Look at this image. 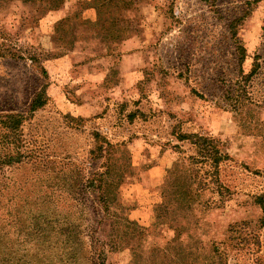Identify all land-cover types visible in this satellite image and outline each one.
Instances as JSON below:
<instances>
[{"label":"rangeland","instance_id":"1","mask_svg":"<svg viewBox=\"0 0 264 264\" xmlns=\"http://www.w3.org/2000/svg\"><path fill=\"white\" fill-rule=\"evenodd\" d=\"M83 3L0 4V264H192L154 211L170 170L210 161L180 133L230 156V198L193 197L195 264H264V0H109L111 24ZM122 217L148 234L121 242Z\"/></svg>","mask_w":264,"mask_h":264},{"label":"trees","instance_id":"2","mask_svg":"<svg viewBox=\"0 0 264 264\" xmlns=\"http://www.w3.org/2000/svg\"><path fill=\"white\" fill-rule=\"evenodd\" d=\"M15 0H0V4L11 2ZM24 3H30L35 5L36 3H42L51 8L52 10H57L63 6L65 0H22ZM85 8L94 7L98 14V20H103V22H108L111 24V20L113 19L109 14V7L110 3L109 0H92L91 2L84 0ZM82 32H87L95 37H99V33L102 28V24L100 21H94L85 23L81 26ZM121 40L115 42V40H110L108 45L111 47L114 44H119L122 41L126 40L127 38H120ZM43 101L41 98H36L33 103V107H40L43 105ZM7 118H12V116L8 115ZM18 122L11 121L9 123V127L16 128ZM180 140H190L191 143L195 144L198 149V155L203 158V160H210V161H191L189 166L186 168L184 165L181 168H176V170L169 171L165 181L161 184V196L162 200L158 204H156L154 211L157 218V221L160 224L167 225L169 230L175 231V236L171 240H168V245H174L172 250L179 251L180 249L184 250L188 259L191 260L192 264H195L194 258L197 256L196 251H199V247L201 244L200 238L198 235L195 234V230L197 229V223L195 226L192 227L195 216L192 210V201L194 195L200 193V191H204L208 188L209 184L214 185L213 191H216L220 196V201L225 203L231 195L230 187L224 182L220 175V167L225 162V160L230 159V156L223 152L219 147V141L210 136H204L197 133H180L178 135ZM210 162V168L212 171L207 170L206 174L208 176H202L200 180L194 179L192 176H195V170L192 168L190 169V165L194 164H205ZM198 171V170H197ZM96 178L92 180V184L95 187V182L97 184L98 178L99 187L108 190L110 188V183L108 179L104 178V173H97ZM186 176L188 179L186 180ZM207 177L211 179L208 180ZM193 184H196V188H193ZM97 185V186H98ZM96 186V187H97ZM199 192V193H198ZM105 205L111 202V197H103ZM255 203L260 206L263 211L262 223L264 224V192L255 195L254 197ZM108 203V204H107ZM121 208V207H120ZM126 209V208H124ZM123 208L121 210L124 211ZM131 209V208H130ZM129 209V210H130ZM123 220L120 222V228H116V232L120 237L122 242L123 238H141L143 235L148 234L147 228H142L138 226L134 221L129 220L126 217H122ZM180 218V221H179ZM178 223V224H176ZM156 227V225H155ZM159 234V225L158 230L155 229ZM184 230L187 233V236L191 238L188 241V244L184 245L180 242V234ZM116 246V245H115ZM119 246V245H117ZM194 250H196L194 252ZM101 256V257H100ZM106 258L104 255H99V264H106Z\"/></svg>","mask_w":264,"mask_h":264}]
</instances>
